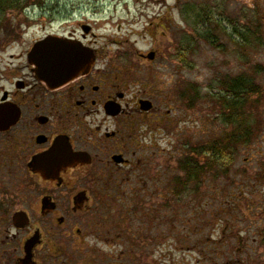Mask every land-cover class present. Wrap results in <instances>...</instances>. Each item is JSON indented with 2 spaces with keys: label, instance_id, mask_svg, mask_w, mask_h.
Wrapping results in <instances>:
<instances>
[{
  "label": "flooded vegetation",
  "instance_id": "obj_1",
  "mask_svg": "<svg viewBox=\"0 0 264 264\" xmlns=\"http://www.w3.org/2000/svg\"><path fill=\"white\" fill-rule=\"evenodd\" d=\"M11 2L0 13V264H146L101 247L134 244L139 226L154 221V205L144 202L155 197V166L161 156L169 163L171 131L187 120L181 49L171 63L172 98L159 88L156 50L119 62L75 14L42 19L44 34L29 43L28 18L48 15ZM158 17L153 34L164 24ZM51 36L76 49L56 62V74L77 71L46 82L30 54ZM163 161L164 196L180 194Z\"/></svg>",
  "mask_w": 264,
  "mask_h": 264
},
{
  "label": "rangeland",
  "instance_id": "obj_2",
  "mask_svg": "<svg viewBox=\"0 0 264 264\" xmlns=\"http://www.w3.org/2000/svg\"><path fill=\"white\" fill-rule=\"evenodd\" d=\"M263 1L187 0L181 5L177 0L31 1L28 13H46L48 17L28 18L29 43L44 34L40 26L42 19L49 25L51 20L58 19L55 16L75 14L94 24L97 34L104 37L102 41L108 46V52L121 57L119 62H140L136 49L140 52L156 50L159 88L172 98L177 83L172 78L171 63L175 62L176 50L184 51L186 68L181 85L187 88V120L171 131L169 163L161 156V164L155 166V197L144 202L146 209L154 205L151 206L154 221L146 228L139 226L134 244L115 247L114 251L103 246L102 250L142 255L146 264H242L245 258L246 264H264V178L258 174L264 165L260 163L264 134L251 148H242L233 165L231 179L218 182L208 179L200 192L181 190L180 194L164 196L166 184L161 176L165 160L166 167L168 164L170 167L166 180L175 190L173 186L183 174L179 167L185 149L180 143L189 139L197 143L222 132L215 114L201 99L209 91L211 81L217 75L235 76L264 63ZM203 11L212 21H221V26L212 21L205 26ZM198 13L203 15L199 17ZM157 17H165V20L153 34L150 22ZM236 31L250 37L251 45L241 46L237 42L240 39L232 36ZM262 84L264 87V78ZM196 98L199 101L193 103ZM261 101L260 110L264 114V94ZM238 187L243 191L237 192ZM223 239L228 242L226 246L220 243Z\"/></svg>",
  "mask_w": 264,
  "mask_h": 264
},
{
  "label": "trees",
  "instance_id": "obj_3",
  "mask_svg": "<svg viewBox=\"0 0 264 264\" xmlns=\"http://www.w3.org/2000/svg\"><path fill=\"white\" fill-rule=\"evenodd\" d=\"M11 1L13 0H1L0 13L14 7ZM26 1L29 6L32 0ZM203 12L205 15L202 13V22L206 26L212 21V17ZM202 15L198 13L199 17ZM212 22L220 26L222 23L221 21ZM206 36L205 34L204 37ZM232 36H237L240 39L237 42L243 47L251 45L250 37L237 31ZM256 45L261 46L259 42H256ZM179 53L184 54V51L181 49ZM263 78L264 63L252 67L249 72L235 76L217 75L211 81L209 91L201 99L203 104L211 108L212 113L215 114L216 120L223 127L222 132L197 143H192L189 139L181 144V147L184 146L185 149V155L182 159L180 158L179 167L183 174L182 177L177 178L176 184L174 183L175 190L196 193L200 192L204 183H208V179L218 182L232 178L233 165L242 148H251L264 134V114L260 110L261 98L264 94ZM198 98L194 99L193 103L199 101ZM189 107L192 106L189 105ZM260 163L264 164V153L261 155ZM258 174L264 178V165ZM238 188L237 192L243 191L240 187ZM208 213L209 211L206 210V215ZM220 243L224 246L228 244L224 239ZM213 253L216 254L215 251Z\"/></svg>",
  "mask_w": 264,
  "mask_h": 264
},
{
  "label": "water",
  "instance_id": "obj_4",
  "mask_svg": "<svg viewBox=\"0 0 264 264\" xmlns=\"http://www.w3.org/2000/svg\"><path fill=\"white\" fill-rule=\"evenodd\" d=\"M58 41L60 40L52 36L48 37L38 42L30 54V61L38 67L39 78L43 81L53 82L66 79L77 71V69L69 70L71 75H69V72L61 75L56 74V62L59 60L63 61L64 54L72 56L76 50L72 46H65L63 42ZM152 57V55H149V58ZM67 60L69 61L70 58H67Z\"/></svg>",
  "mask_w": 264,
  "mask_h": 264
}]
</instances>
